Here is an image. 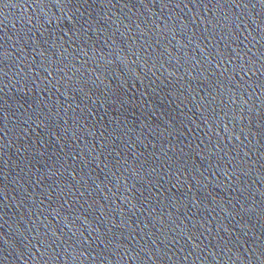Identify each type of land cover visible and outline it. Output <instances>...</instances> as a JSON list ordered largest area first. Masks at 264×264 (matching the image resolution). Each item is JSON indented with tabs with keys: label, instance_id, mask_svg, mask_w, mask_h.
<instances>
[{
	"label": "water",
	"instance_id": "water-1",
	"mask_svg": "<svg viewBox=\"0 0 264 264\" xmlns=\"http://www.w3.org/2000/svg\"><path fill=\"white\" fill-rule=\"evenodd\" d=\"M0 264H264V0H0Z\"/></svg>",
	"mask_w": 264,
	"mask_h": 264
}]
</instances>
